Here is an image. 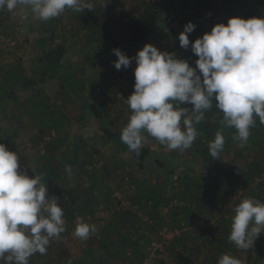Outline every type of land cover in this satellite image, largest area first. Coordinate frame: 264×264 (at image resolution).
Returning a JSON list of instances; mask_svg holds the SVG:
<instances>
[{
  "label": "rangeland",
  "instance_id": "374dc122",
  "mask_svg": "<svg viewBox=\"0 0 264 264\" xmlns=\"http://www.w3.org/2000/svg\"><path fill=\"white\" fill-rule=\"evenodd\" d=\"M98 1L91 0L96 10ZM118 1L127 3L129 0ZM147 1L153 3L156 10L164 16L161 22L154 23V26H152L153 31H155L154 41H160L162 44L166 43L167 30L177 22L171 16V13H166L168 11L166 4L160 3V0ZM241 1L234 0L232 5L230 4L228 7L231 8L229 11H237V16L244 17L243 12L248 7ZM249 5L252 10H250L251 16H264V0H255V5L252 2H249ZM216 6L219 9L218 2H216ZM130 7L132 11L123 14L122 18L129 19L134 11L140 16L144 14L145 5L143 0H132ZM74 11L68 9L65 15L46 21V23H52L46 30L48 32L50 30L54 31L59 23L64 24L66 44L61 42L60 37H56L58 41L54 45H58V43L64 44L67 47V52H71V48L74 45L73 39L70 38V32L75 28L73 26V18L76 16ZM89 11V9H84L83 13L88 14L87 12ZM168 17H172V20L168 21ZM151 24L153 25V23ZM21 25L18 21L16 26ZM25 26L28 27L27 25ZM56 32L59 33L60 31ZM88 33L87 28H82V35L86 40ZM7 38L9 40L8 36ZM183 49L180 46L179 52L172 49L171 53H175L179 58L178 55L183 53ZM40 53V49L36 47L35 51L29 52V57L33 54L30 57L31 60L26 59L24 62L30 64ZM34 56L36 57L32 59ZM20 59L23 60L22 58ZM195 66L196 64L193 65V67ZM90 71V68L84 67L83 72L86 76H88ZM83 81L90 92L94 90L92 92L93 95H90L89 98L90 103L96 104L95 101L99 99L98 95L103 94L102 92L106 93L107 90L111 92L114 100L109 101L111 102L110 105L107 102L108 109L104 118L97 119V116L79 97L71 91L60 87L57 83L52 82L21 89L1 107L0 117H4L2 118L4 119V127L2 129L4 132L1 131L0 143L1 139L15 142L16 148L11 151L19 154L20 168L23 171H27L29 176H34L35 173L39 175L38 169L45 162V158L42 156L47 153L50 143L57 139H62L61 142L64 144H61V149L55 153L57 161L60 163L59 157L63 149H65L71 139L74 140L77 130L91 131V134H93L101 126L108 127L110 122L114 124L110 116L117 108H124L122 110L125 112L130 110L127 109V98L134 92V86H132L128 75L121 73L112 81L101 80V82L95 84L92 78H83ZM97 88H99V91H97ZM121 90H123L122 95H117V92ZM27 98L37 104L28 109H26L27 106L24 108L22 102H27ZM180 106L188 107L189 109L193 107V105L187 103H181ZM8 112L11 117H9ZM12 112L16 113L14 118H12ZM211 113L209 120H215L221 125L223 113L215 107ZM5 116L7 119H5ZM207 119L206 117L205 120ZM99 122L102 125H99ZM258 122L259 118L256 117V123ZM30 124L35 127L30 126L29 128ZM15 125L16 127H14ZM5 128L8 129L7 133ZM218 131L221 132L216 129V133ZM250 132L248 141H251V144L244 156L237 155L236 149H238V146L231 147L225 150L227 159L223 163L221 162V168L209 164L206 166L204 174L192 175L191 173L193 172L191 171H196L200 167L199 162H196L190 167L187 166L190 172L186 169L182 171V168H180L177 180H174V176L168 178L163 172L156 171L157 164L155 159H158L159 156L164 159L165 155L163 154H165L164 152L167 149L166 145L159 144L157 150L152 149L153 153L148 158L147 164H153L152 167L149 166V172L151 171L152 173H150L149 178L145 179L146 183L143 187L140 184L142 179L139 177L138 182L133 176L132 169H134V164L132 155L124 154V161L119 166H114L112 163V147L106 138L100 137L98 139L100 147L96 149L92 147L90 154L96 151V157L104 160V163L96 159L95 161L98 162L94 164V161H92L94 155L88 160L84 152H82L84 157L81 160H85L84 162H81V160L71 162L69 160L62 163L61 161V177L52 183L45 182L47 187H49L48 195L59 198V203L64 211L66 230L59 238L51 240L45 254L36 253L31 256L29 264H63V262L65 264H108L107 261L110 260V257L107 254L115 253L120 256L119 253H116L118 250L111 249L113 248V242L117 240L116 238L111 239L110 244L102 245L99 241H93L102 238L95 237L94 239L93 234H97V230L95 233L90 234L91 236L86 240L77 237L74 233L79 220L93 224L96 227L98 225L104 226L110 223L109 218L115 215L113 213L132 215H128L129 217L125 216L126 219H121V230L123 234L128 232L127 237H130V234L132 237L137 232L134 231V226L138 228L142 222L143 229L148 232V235L146 234L144 241H142V249H146V252L150 240L159 238V228L167 227L170 236L174 233L170 243L157 250L156 257L145 258V255L141 259L139 255L134 254L135 252L131 250L132 254L136 255L135 258H128V253L125 255L123 264H144L143 261H145V264H183L177 261L179 254L190 258V264H218V260L223 254L237 257L239 255L238 249L228 239L231 232L230 225L235 215L234 210L242 200L247 198L264 203V181L253 185V177L259 176L258 174L264 170V124L260 123L258 127L251 129ZM221 133L224 135L225 140H230L228 139L232 135L230 129ZM143 135L145 136L144 133ZM147 137L149 141H156L153 137ZM82 138V135H80V142ZM67 140L68 142L65 143ZM235 141L234 139L231 140V142ZM258 147H260V150ZM234 163L237 164L238 170H229L230 168L233 169ZM176 165L184 167L180 163ZM67 166H71L70 173L66 170ZM214 171H217V173H214ZM187 174L193 177L190 178ZM126 175H128V181L125 178ZM98 176L103 177L100 179ZM92 177H97L94 182L90 180ZM122 178L126 182H122ZM113 187L114 189L116 188L115 191H112ZM87 192L92 196H89ZM118 194H120L121 198L129 200L133 208L116 210V204L121 202ZM138 213H142V215ZM134 217L138 219L132 222L131 227L130 222ZM199 220L204 221L201 225H196ZM150 221H152V224ZM123 222L126 223L123 224ZM93 247L95 252L92 251L88 255L89 250ZM249 250H244V253L240 254L243 255V264H264L263 260L250 256ZM0 264H3V262L0 261ZM111 264L113 263L111 262Z\"/></svg>",
  "mask_w": 264,
  "mask_h": 264
},
{
  "label": "clouds",
  "instance_id": "9594fccd",
  "mask_svg": "<svg viewBox=\"0 0 264 264\" xmlns=\"http://www.w3.org/2000/svg\"><path fill=\"white\" fill-rule=\"evenodd\" d=\"M41 21L60 16L66 9L94 10L91 0H0V10L26 19L25 9ZM196 25L188 22L179 35L180 46L191 43L198 57L193 67L175 53L161 51L151 43L129 57L113 49L117 70L136 61L134 92L127 98L131 116L122 129L121 141L137 153L146 132L171 150H187L197 138L205 112L215 108L223 113L222 123L235 128L234 140L243 147L256 117L264 124V16H234L227 24L217 23L210 32L190 42ZM181 103L193 105L191 109ZM225 137L217 132L209 144L210 155L219 159ZM220 160V159H219ZM66 170L70 173L71 166ZM229 241L237 249L249 250L264 231V203L252 198L235 208ZM66 230L59 198L48 195L43 176H29L20 168L19 155L0 143V261L29 264L36 253L47 252L53 238ZM96 226L79 220L75 235L88 239ZM218 264H243L240 258L223 254Z\"/></svg>",
  "mask_w": 264,
  "mask_h": 264
},
{
  "label": "crops",
  "instance_id": "0c3cea01",
  "mask_svg": "<svg viewBox=\"0 0 264 264\" xmlns=\"http://www.w3.org/2000/svg\"><path fill=\"white\" fill-rule=\"evenodd\" d=\"M144 1L145 0H143V2ZM169 1L170 0H160V3L163 2L162 4H166L168 6ZM183 1L186 5V9L188 12L193 11V3L195 1L200 2V6H201V13L196 15L192 20L189 21V22H192L196 25L194 31L189 34L190 42H194L197 38L202 37L205 32H210L211 29L217 23L222 22V23L227 24L229 18L237 16V13H236L237 11L231 12V11H229L231 8L228 7V6H230V4L232 5L234 0H183ZM131 2H132V0H129L127 3H125L124 1H118V0H99L97 2V4H98L97 10L96 9H94L93 11L90 10L89 12H87L88 14H84L83 12L74 11L76 16H75V18H73L74 19L73 26L75 28L73 29V31L70 32V34H71L70 38L73 39L74 45L72 46L73 48H71V52H67V54H69L72 57V59L75 61L83 59V57L86 53L89 54L88 62L84 66L90 68L91 71L89 72L88 76H86V74H84L83 71L82 72H83V78H92L94 80V84L97 82L98 83L101 82V80H104L106 82H108V80L112 81L116 77H118L121 73H124L125 75H128V77L131 80L132 86H134V84H135L134 72H135V68L137 66L136 61H135V59H133L131 65L129 67H127V68L122 67L121 69L117 70L114 66V62L118 59V57L113 52V49H115V48L121 49L126 55H128L129 57H133V58L138 53V51L140 49H142L145 46V44H147V43H151V44L155 45L156 47H158L159 50H162V51L172 52L171 51L172 49H174V51H176V52L180 51L179 35L184 30V27L188 22L187 23H181V24L176 23L169 30H167L168 33H167V42L166 43L162 44L160 41H156V40L154 41L155 38L153 36H154L155 31H153V29H152L153 34L151 35V39L147 43H141V44L137 45L136 47H133V42L130 39H128V37H127V32H126L124 24H122L120 22L123 20H128V19L122 18L121 16H123V14L127 13L128 11H132L131 7H130ZM216 2L219 3V9L216 6ZM249 2L250 3L252 2V4L255 5V0H247V1L242 0L241 1V3L247 5V7H248L243 12V14L245 15L243 18H245V19L253 17L250 15L252 13H250L251 9H250ZM144 10H145V8H144ZM0 11H2V12H0V29H3L5 31V33L7 34V36L9 37L8 41H0V66H10L18 58H22L23 61H25L26 59L31 60L30 57L33 54H31V56L29 57V52L35 51L36 47L39 48L41 51V53L39 55H42V53H44L51 46H53L54 44L57 43L58 40H56V37H60L61 42L66 44L65 39H64V38H66V35H65L64 29H63L64 24L59 23L56 26L55 30L60 31L59 33L56 32L55 30L53 31L50 29H49L50 31L48 32L46 30L48 29V27H50V24H52V23H49V22L46 23V21H41L28 8L25 9V13L27 15V18L23 19V20L20 19V17L18 15H15L14 13L9 12L6 9L0 10ZM246 11H249V12H246ZM166 13L167 14L171 13V16L175 18L174 14L171 10L166 11ZM256 14L258 15V13H256ZM201 15L206 16V17H210V18H212V20H208L207 18L201 17ZM144 16H145V14L140 16L137 14V12L134 11V13L131 15V17L129 19H131L133 17L143 18ZM172 17H168V18L172 19ZM163 18H164L163 14L160 13V19L162 20ZM160 19L158 22H161ZM18 21L22 24L21 26H16L18 24ZM158 22H155V23H158ZM25 25H27L28 27H26ZM152 26H154V23H153V25L150 24V27H152ZM25 27L28 29L26 30ZM51 27H53V26H51ZM82 28L88 29L89 33L87 36L88 37L87 40L82 35ZM9 35H11L12 37ZM62 43H58V44H62ZM64 44H62V45H64ZM178 56L181 59H186L190 63L191 66L195 65L196 60L198 59V57L193 53V51L191 49V43H190L189 47L187 49H183V53L182 54L180 53V55H178ZM35 57L36 56H34L32 59H34ZM83 70H84V68H83ZM98 89L99 88H97V91H99ZM93 91L94 90H92V92ZM92 92H90L88 89L89 97H90V95H93ZM102 93L103 94L98 95L99 99L95 102H96L98 109L103 111L104 113H106L108 108L105 107V105H106L105 96H104L105 93L104 92H102ZM4 104H5V102L3 103V105ZM22 104H23L24 108H26V106H27L26 109H28V108H31V106H35L37 103L31 102V99H28L27 102L24 101V102H22ZM214 107H215V98H213L212 109L205 112V118L207 117L208 119L205 120V118H204V120H202L198 125H196L198 135H197V138L195 139L193 145L189 149H187V150H179V149L171 150V149L167 148L164 152L165 154H163V155H165L164 159L160 158L161 156H159L158 159H155V163L157 164V167H156L157 172H161V173L163 172L164 173V170L162 169L161 163L159 162L162 160L166 163H171L172 161H174L173 162L174 165H176L177 163H180V164H184L183 166H188V167H190L191 165H194L196 162H199L200 167H202L204 164V168L206 166L205 163L210 162L211 165L219 166L221 168L223 161L227 159L225 156V150L228 147L238 146V148H240L242 150L241 155H243V156L245 153H247V148L250 147L251 141H247V143L243 147L240 146L239 141L231 142L230 145H226V143H225L224 149L220 153V156H219V159L221 161L219 159H214L210 155L209 144H210V142H212L215 139L216 129L220 130L221 132L228 131L229 129L230 130L234 129V128L225 126L223 123L221 125H219V123L215 122V120H212V121L209 120V116H210V114H212L211 111L214 109ZM122 109H124V108H117V110L114 113H112L110 116V118L113 120L114 124L119 127V130L121 132H122V129L129 122V119L131 116L130 115L131 110H128V112L127 111L125 112ZM127 109H130L129 106L127 107ZM15 114H16L15 112L11 113L12 118H14ZM207 114H209V115H207ZM8 115H9V117H11L9 112H8ZM97 119H99V118H97ZM100 121H102V120H100ZM98 124L102 125L101 122H99ZM30 126L35 127L34 125L30 124L29 128H30ZM14 127H16V125ZM95 128H97V127H95ZM5 129H7V128H5ZM7 131H8V129L6 130V133H7ZM2 132H4V131H2ZM0 134H1V132H0ZM144 134L146 137V141H145V143H143L142 147H148L150 152H149V155L142 162V165H140V162L133 155V151H123L124 149H120L119 151H117L116 143L113 140L105 137V135H103L102 131H99V128H98V130H95L93 134H91V131L86 132L85 130L82 131V129L77 130L75 137H74V140L71 139L70 142H68V140L65 141V143L68 142V145L66 146L68 148V150L65 151V154H61V156L59 157V161H60V163H61V161L63 163V161L66 162V161L71 160V162H73L75 160H81L82 157H84L82 152H84V154L86 155V159L88 158V160H90L92 155H94V157H92V161H94V164H96V162H98V161H95L96 159H98L102 163H104V160H101V159L96 157V155H95L96 151L93 152V154H90V151L92 150V147H95L94 149L100 147V145H98V139H100V137L106 138L109 142V145H111V147H112V163H113V165L119 166L125 159V156H123V155L126 153L131 154L132 158H133L132 161L134 164V169H132L133 174H134L133 176L136 178V180L138 182H139V177L142 179L140 181V184H141V187H143V186H145V183H146L145 179L149 178L150 173H152L151 171L149 172V166L152 167L153 164H151V163L147 164L148 158L153 153V150L158 149V146L160 144L157 140L156 141H152V140L149 141V138L147 136H149V137H151V136L148 135L146 132H144ZM212 134H213V136H212ZM80 135H82V137H83L82 139H87V140L81 139V142H80ZM0 138H1V135H0ZM197 139L201 143L205 142L204 144H205V148L207 147L206 148L207 152H204V153L205 154L207 153V156L203 152L202 153L207 158H205V156L201 157L200 155H202V154L197 153V151H201V147L199 145L200 143L198 142ZM1 143H4L6 146L8 145L7 147L9 148V150H13L14 148H16L15 147L16 145H14L15 142H13V140L7 141L5 139H1ZM258 148L260 150V147H258ZM172 153H174L173 156L171 155ZM156 155H157V152H156ZM259 155H260V153H259ZM115 156H117L118 158ZM172 157H174V158L172 159ZM84 161L85 160H81V162H84ZM200 167L196 171L192 170L191 172H193V173H191V174L192 175L193 174L194 175L195 174L200 175L202 173H205V171L202 172L203 167H202V169H200ZM147 169H148V171H146ZM198 171H200V172H198ZM214 173H217V171H214ZM126 176H128V175H126ZM188 176L190 178L193 177L190 174ZM98 177L101 179L103 176H98ZM96 178L97 177H92L90 180L94 182ZM123 181H125V180L122 178V182ZM88 184H89V182H88ZM47 188L49 190V187H47ZM115 189L113 187L112 191H115ZM120 189L122 190V188H120ZM87 194L89 196H92L89 192H87ZM138 214L142 215V213H138ZM114 217L115 216L109 218L110 222L113 220ZM135 219H138V218L137 217L133 218V220L130 222L131 227H132V222ZM121 226H122V224H121ZM230 227H231V225H230ZM140 228H142V229H140ZM143 230L144 229L142 227V222H141L140 227L135 228V226H134V231H137L135 233H139L140 235L138 238H141V239L139 240V242H136V244H138L137 249L134 250L133 248H129L126 252L128 254L130 252V250H132L135 252L134 254L139 255L141 257V259L144 258L145 255H146L145 258L150 257V253L148 251V248H147V252H146V249H144V250L142 249V247H143L142 241H144V238H145L144 236H146V234L143 233ZM113 238H118V235H116V234L112 235V237L110 239H113ZM133 242H135V241H133ZM238 252H239V255L237 256V258H240L241 260H243V255H240V254L244 253V250L238 249ZM107 255L110 257V260L107 261L108 264L109 263L111 264V262L113 264H123L124 263L125 258L123 257V255L117 256L115 253H110ZM249 255L253 256V257L254 256L257 257L256 253L254 251V247H252L251 250H249ZM129 258H132V257L129 256ZM148 260H150V259H148ZM261 260L264 261V259H261ZM63 264H65V263L63 262Z\"/></svg>",
  "mask_w": 264,
  "mask_h": 264
},
{
  "label": "trees",
  "instance_id": "16d2710c",
  "mask_svg": "<svg viewBox=\"0 0 264 264\" xmlns=\"http://www.w3.org/2000/svg\"><path fill=\"white\" fill-rule=\"evenodd\" d=\"M144 5L145 16L143 18L133 17L128 20L120 21L122 24H124L127 32V37L133 42V47H136L141 43H147L151 39L153 31L152 27H150V24L158 22L160 19V12H158V10L154 8L151 2L145 0ZM167 10H171L173 12L177 23H187L192 20L196 15L201 13V6L200 2L195 1L193 3V11L188 12L183 0H170L168 3ZM201 17L207 18L208 20H212V18L210 17L202 15ZM88 59L89 54L86 53L83 59L75 61L69 54H67V48L62 44H58L51 46L47 51L42 53V55H38L37 58L30 62V64H27L23 60L18 58L10 66H0V110L3 106V103L12 99L19 90L28 87H35L42 83L52 82L55 84L57 83L60 87L71 91L73 94L79 97L81 101L91 109V111L97 116V118H104L106 116V113L99 110L96 104L90 103L88 88L85 82L83 81L82 71L85 67L84 65L88 62ZM104 96L106 97L105 107H107V102H109L107 93H105ZM2 118L0 117V132L4 127V119ZM259 124L260 122L256 123L255 126L251 129H255L259 126ZM99 130L102 131L105 137L113 140L116 143L117 151H119L120 149H124L123 151H130L128 149V146L121 141V131L119 130L118 126H116L115 124H111L110 122L108 127L103 126L102 128L100 127ZM231 133L232 135H230L228 138L230 140H225L226 145L231 144V140H233V137L237 134L236 129H231ZM61 140L62 139H57L56 141L50 143L47 153L42 156L45 158V162L41 164V168L38 169V173L39 175L43 176L44 182L46 183H52L57 178L61 177V164L57 161V157L55 156L56 151H59L61 149V144H64L61 142ZM198 142L200 143L199 145L201 147V151H197V153L202 154L200 155L201 157L205 155L207 156V153H204L207 152V147L205 148V144L201 143L199 140ZM231 147L233 146H230L227 149ZM67 150L68 148L65 147L61 154H65V151ZM236 150L237 155L241 156L242 150L240 148ZM149 152L150 150L148 147H141L139 154L137 155V153L133 152V155L140 162V165H142V162L149 155ZM171 155L173 156L174 153H172ZM206 156L205 158H207ZM173 158L174 157H172V159ZM159 162L161 163L162 169L164 170V173L168 178L173 177L176 173H180V168H182V171L186 169L190 172L187 166L179 167L177 165H174V161H172L171 163H166L164 161ZM209 164L211 165L210 162L205 163L206 166H208ZM205 168L203 166V171H206ZM234 169L238 170V166L235 163L233 169L230 168L229 170ZM113 214L116 215H114V221L112 220L108 225H98L96 227L98 233L93 234L94 239L95 237L102 238L100 240H92L94 242L99 241V243H101L102 245L107 243L110 244V238L112 237V235H118V238H116L117 240H113V248L111 249L118 250L116 253H119V255H123V257L125 258V255L127 254L126 252L129 248H133L134 250L137 249L138 244H136V242H139L140 238L133 239V236L131 237V234L130 237H127L128 232L126 234L122 233L121 219L123 220L125 216H128L129 214ZM126 222H123V224ZM253 247L257 258L264 259V231H262L259 238L256 239ZM92 251L95 252L94 247L89 250L88 255L91 254ZM130 257H132L133 259L135 258V255L132 254V256ZM177 261L183 264L191 263L190 258L186 256L184 257L182 254H179L177 256Z\"/></svg>",
  "mask_w": 264,
  "mask_h": 264
},
{
  "label": "built area",
  "instance_id": "2783aa9c",
  "mask_svg": "<svg viewBox=\"0 0 264 264\" xmlns=\"http://www.w3.org/2000/svg\"><path fill=\"white\" fill-rule=\"evenodd\" d=\"M68 9H66L62 14L65 15ZM168 21H171V18L167 19ZM0 41H8V38L5 34V32L0 29ZM123 90L117 92V95L121 96L122 95ZM107 93V97L109 101H113L114 98L111 96V92H109L108 90L106 91ZM111 102H109L108 105H110ZM126 180L128 181V176H125ZM179 178V173H176L174 175V180H177ZM253 185L258 184L259 182H263L264 181V170L261 172V174H259V176H254L253 177ZM119 195V200L121 201L120 203L116 204L115 209L120 211V210H126V209H132V205L131 202L125 198H121L120 194ZM137 207V206H136ZM135 207V208H136ZM138 208V207H137ZM204 220H199L196 225H201L203 223ZM150 223L152 224V221H150ZM144 234H148L147 231L143 230ZM139 233H135L133 235V239H136L139 237ZM158 239L156 240H150V243L148 245V249H149V253H150V258L156 257V252H158V249L163 248V246H166L170 243L171 239L174 237V233L173 235L170 236V234H168L167 231V227H163V228H159L158 229ZM129 255L132 256V252L130 250ZM145 264V261H144Z\"/></svg>",
  "mask_w": 264,
  "mask_h": 264
}]
</instances>
